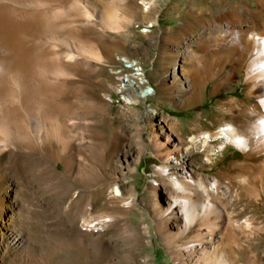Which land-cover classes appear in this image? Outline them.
I'll use <instances>...</instances> for the list:
<instances>
[{"label":"rangeland","instance_id":"obj_1","mask_svg":"<svg viewBox=\"0 0 264 264\" xmlns=\"http://www.w3.org/2000/svg\"><path fill=\"white\" fill-rule=\"evenodd\" d=\"M54 7L67 17L49 19ZM0 17L31 51L26 93L0 63V114L12 127L0 150V264H76L81 247L90 264H176L155 227L150 186L161 182L163 203L171 189L151 138L173 149L226 122L252 129L249 156L228 146L203 165L195 150L168 167L218 179L225 216L240 226L239 264H264V189L248 193L235 179L264 165V128L249 113L264 108V92H250L254 53L240 36L264 30V0H1ZM219 23L225 40L206 46ZM145 79L153 92L139 96Z\"/></svg>","mask_w":264,"mask_h":264},{"label":"bare ground","instance_id":"obj_2","mask_svg":"<svg viewBox=\"0 0 264 264\" xmlns=\"http://www.w3.org/2000/svg\"><path fill=\"white\" fill-rule=\"evenodd\" d=\"M26 15L28 16V14ZM70 16L71 13L68 17ZM64 17H67V14L62 7H54L48 14L49 19ZM8 18H1L0 22V43L6 45L8 48V50L6 49V52L0 53V63L3 62L2 64L5 65V62L7 67H9V77H19V83L23 84V90L25 92L30 86L29 81L31 78L28 72L31 67V62L29 61L31 51L26 48V39L23 36L22 29L20 32V38L14 35L12 32L13 28H11L13 21L11 22ZM221 26L222 23L212 26L213 29L217 27L215 29L217 32L212 39L207 41L206 46L209 45L216 48V45H221L223 43L226 36L220 30ZM47 27L50 29L49 26ZM240 36L245 38L244 40L250 45L251 50L254 53V57L250 61L248 67V76L251 80L250 92L263 93L264 30L256 31L247 28L242 31ZM40 57H42L43 61V54ZM53 58L57 59L56 53L54 52H52V59ZM222 58L223 53H220V56L217 54L213 56L211 61L206 62L207 68L205 73L211 75L215 68V64ZM33 60L35 61V59ZM37 61H35V64ZM40 63L37 62L36 65ZM254 64H256V67L253 68ZM36 65L35 67H37ZM132 65L137 75L139 77H144L141 66L136 61L132 63ZM41 74L43 75V73ZM140 79L142 80V78ZM16 80L18 81V79ZM143 85L144 86L140 91L137 90L139 96H146V94L149 93L144 89L147 85L146 79L145 82H143ZM152 90L151 92H153ZM259 101L263 104L264 96L259 95ZM232 110L234 112L237 111L234 108ZM252 112L255 113H249L256 115L254 121L264 128V108L261 111L257 108H253ZM10 123L11 120H6V117L1 113L0 150L4 148L6 141L9 140L12 133ZM252 132V129H249L248 132H243L231 122L223 123L216 129L197 128L196 132L187 136L188 140L185 145L177 146L173 149H166L162 146L163 143L160 144V142L151 138V141L154 142L153 144L157 150V154L162 155L165 162L156 167L155 172L160 175L161 181L163 178L169 180L171 189L170 198L163 203V201L157 197V187L161 182H157L153 186H150L149 192L154 200L153 213L156 221L155 227L170 249L171 257L176 264H239L240 260L238 254L232 247L235 246L237 249L241 248L237 234L234 231L235 226H240L239 224H235L236 221H232L231 218L225 216V204L222 200L227 192L219 191L218 179H206L205 181L202 178L194 179L193 177H188L183 174L179 175L171 171L168 167V163L171 161L173 162V160H178L177 154L182 155L183 152L186 153L196 150L202 156V164L210 165L215 161L217 152L226 149L228 146L240 149L243 153L249 156L251 154L249 153L251 150L249 142L251 140L250 137ZM155 136V133H152V137ZM64 137L65 136L62 135V138ZM217 139L219 140L216 141ZM259 144L260 143L257 145ZM252 169L238 172V174L235 175V179L237 184H240L248 193L258 195L260 191L259 188L262 186L264 189V178L260 179L262 181L260 185H257L255 180L258 177L260 178L264 165ZM110 191L112 192L113 198L117 200L122 199V194L116 185H113ZM169 224H172V227ZM248 224L249 223L245 221L244 226L247 227L249 226ZM88 253H91L89 249L84 250L81 247L79 249V254L75 258L76 264H90L87 260ZM98 254V257H100V255L101 257L105 256L103 251H98ZM130 255L129 252H126V256Z\"/></svg>","mask_w":264,"mask_h":264},{"label":"built area","instance_id":"obj_3","mask_svg":"<svg viewBox=\"0 0 264 264\" xmlns=\"http://www.w3.org/2000/svg\"><path fill=\"white\" fill-rule=\"evenodd\" d=\"M147 92H151V90H152V87L147 83V86L144 88ZM148 94V93H147ZM146 94V95H147Z\"/></svg>","mask_w":264,"mask_h":264}]
</instances>
